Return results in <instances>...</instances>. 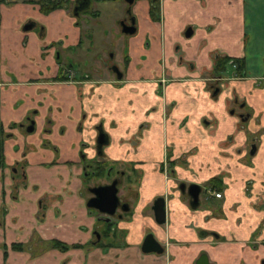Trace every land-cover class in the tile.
<instances>
[{"label":"crops","instance_id":"obj_1","mask_svg":"<svg viewBox=\"0 0 264 264\" xmlns=\"http://www.w3.org/2000/svg\"><path fill=\"white\" fill-rule=\"evenodd\" d=\"M37 1L0 0V264H193L203 252L212 264H264V0H157L158 21L135 0L119 78L84 42L102 3L119 8L117 27L120 0H89L78 16L42 14ZM69 50L65 60L89 59L82 75L59 65L56 52ZM217 56L243 60L241 75L231 61L214 72ZM59 71L69 79L55 80ZM97 129L107 138L102 169L85 177L79 150L90 157ZM106 169L133 195L95 243L87 188ZM215 178L220 198L203 193L196 208L178 191ZM148 233L161 255L140 252Z\"/></svg>","mask_w":264,"mask_h":264},{"label":"water","instance_id":"obj_2","mask_svg":"<svg viewBox=\"0 0 264 264\" xmlns=\"http://www.w3.org/2000/svg\"><path fill=\"white\" fill-rule=\"evenodd\" d=\"M125 4L131 6L134 0H123ZM129 13V11H127ZM121 32L125 35H132L135 33L134 21L131 20L129 25L124 23H120ZM30 29V26H24L22 31H27ZM191 33L190 28H187L184 32L185 37H189ZM120 74L116 73L117 78H119ZM26 133H32L33 131V121L29 122V125L25 129ZM107 143L106 135L102 132L101 129H97V135L95 138V149L97 154L99 155L101 149ZM254 151V147H251L249 154H252ZM112 172V169L106 170V173L103 174L102 178L109 180L107 184H95L91 187L87 188V192L89 197L85 202L86 208L89 209V213H94L99 215L96 218V221L102 224L100 229H96L93 232V236L95 238V243H99L101 241V237L104 235H110L112 232V228L106 230V225L113 222V219H120L121 215L118 213H126L128 211L127 203H120L121 199L119 196L121 187L126 192L125 181L121 178V180H117L116 178L110 180L113 175H119L116 172ZM84 176L86 174L84 173ZM87 177V176H86ZM101 177V176H100ZM122 181L124 182L121 185ZM179 193L184 196L189 203V206L192 208H196L199 205V196L201 194V187L197 184H189L185 186L184 183L178 184ZM125 194V193H124ZM151 210L153 212L154 222L157 225H163L165 222V210H164V199L162 197H157L153 200L151 205ZM108 228V227H107ZM107 232V233H106ZM139 250L143 254H155L160 255L163 252L162 246L155 240L154 236L151 233L146 234L139 246ZM194 264H211L205 253L199 254L196 258Z\"/></svg>","mask_w":264,"mask_h":264},{"label":"rangeland","instance_id":"obj_3","mask_svg":"<svg viewBox=\"0 0 264 264\" xmlns=\"http://www.w3.org/2000/svg\"><path fill=\"white\" fill-rule=\"evenodd\" d=\"M121 4L123 3V0H120ZM98 11L100 13L99 20L92 19V21L89 22L87 25L90 32L88 36H92V41L90 42L88 40V43L86 42L87 38L85 39V44H89L90 46V54H92L93 60H95L98 63V68L103 69V65L101 64L100 58L104 60L105 63L111 64L112 66L121 67L123 61L126 60V49H125V40H127L128 37L133 38V36H136V33L130 36L122 35L118 28L114 25L113 18L114 15L118 14L119 8L116 6V4L113 3H102L97 6ZM23 27V26H22ZM86 36V35H85ZM85 38V37H84ZM80 53V52H79ZM89 54V55H90ZM74 57V56H73ZM76 59V58H75ZM89 59H84L83 54L81 53V58L79 60H71L69 61V64H71L72 73L76 76L82 75L88 70L89 66ZM109 73H111L109 71ZM95 143V142H94ZM94 143L91 145V155L90 157L84 156L85 153H89V151H86L87 149L83 146L80 147L79 155L81 157H84L87 166H90L88 168V171H92L94 167L95 161H99L100 157L96 155ZM103 176V175H102ZM99 177L98 180L94 183L95 184H102L105 182H108L109 180ZM86 177V176H85ZM93 180L96 179L95 177L92 178ZM124 182L122 181L121 185H123ZM93 186V185H92ZM126 190V193H119L121 201H124L128 203L130 201V196L133 195V192L131 191L130 186H127L125 184L124 189ZM123 190V187H121L120 192ZM203 193L200 194V199L203 198ZM99 227L101 225L99 224ZM118 238L116 236L115 238V244H118Z\"/></svg>","mask_w":264,"mask_h":264},{"label":"flooded vegetation","instance_id":"obj_4","mask_svg":"<svg viewBox=\"0 0 264 264\" xmlns=\"http://www.w3.org/2000/svg\"><path fill=\"white\" fill-rule=\"evenodd\" d=\"M40 0H38L37 1V3L39 2ZM41 1H47V0H41ZM50 1H56V2H59V3H61V7H59V8H56V9H54V10H57V9H62V8H64V9H67L68 10V12L71 14V15H73V16H78V14L79 13H81L82 11H84V9L87 7V4H88V2H89V0H50ZM135 1V0H134ZM134 3V2H133ZM123 4H124V14H123V17L120 19V20H118V22H117V28H118V31L122 34V35H125V34H123L122 32H121V28H120V23L122 22V23H124V24H126V25H129L130 24V21L131 20H133L134 21V26H135V20H134V17L132 16V14H131V6L133 5H131V6H128L127 4H125L124 3V1H123ZM39 6V5H38ZM54 10H52V11H54ZM39 11H40V9H39ZM52 11H50V12H52ZM127 11H129V13H127ZM50 12H48V13H50ZM41 13V12H40ZM48 13H46V14H48ZM43 14V13H42ZM30 26V29L32 28V27H34V25H35V22L34 21H28V22H26L24 25H23V27L24 26ZM22 27V28H23ZM21 28V29H22ZM29 29V30H30ZM39 32L40 31H42V26H40V25H38L37 26V28H36ZM28 31V30H27ZM135 31H136V29H135ZM133 35V34H132ZM125 36H130V35H125ZM70 51L71 50H69V52H63L62 54H61V52L59 51H57L56 52V56L58 57V63H59V65H61L60 64V62L62 63L63 62V64H64V67L65 68H70L71 67V64H69V61H71V60H73V59H67V60H65L63 57H65L66 55L65 54H68V56L70 57V55H71V53H70ZM59 55V56H58ZM68 57V58H69ZM100 62H101V64L103 65V69L106 71V72H108L109 73V71L111 72V74H115V76H116V73H118L119 74V72H118V69H117V67L116 66H112L111 64H108V63H105L104 62V60L102 59V57L100 58ZM64 74H62L61 73V76H63ZM67 79H69V76L68 75H64ZM241 118H243V116L241 115L240 116ZM30 122V121H29ZM29 122H28V125H29ZM27 125V126H28ZM14 126H18L17 124L16 125H13V126H11V127H14ZM27 126H25V128H24V131H25V129H26V127ZM26 132V131H25ZM4 136H6V134L4 135ZM94 147H95V143H94ZM95 151H96V149H95ZM96 155L97 156H102V149H101V152H100V154L98 155L97 154V152H96ZM81 157V156H80ZM82 158V164H83V167H84V170H86L85 172V174H86V176H88V174H92V171L90 172H87L88 171V168L90 167V166H87L86 165V163H84V161H85V159H84V157H81ZM101 163L98 161H95V163H94V167H93V169L94 168H99V167H101ZM102 168V167H101ZM107 170V169H106ZM106 170H105V172H104V174L106 173ZM167 171V170H166ZM98 176V175H97ZM101 178V177H100ZM114 178H116L117 180L119 179V180H121V178H122V176L119 174V175H113V177L110 179V180H112V179H114ZM98 180V179H97ZM109 182V181H108ZM108 182H105V183H102V184H107ZM180 184V183H179ZM185 186H187L186 184H185ZM91 187V186H90ZM201 192L202 193H206V196L207 197H210V196H212L213 198H220V196H221V194L216 190V188L215 187H210V186H206L205 188H202L201 187ZM219 194V197H215V194ZM120 203H126V202H124V201H120ZM200 203V202H199ZM199 206V205H198ZM197 206V207H198ZM120 215L122 214V213H120V212H118ZM117 221V219L116 218H114L113 219V222L112 223H110L109 224V227L107 228V226H106V230H108L109 228H113V226L111 225V224H115V222ZM100 225L102 226V224L100 223ZM264 228V219H262V221H261V223L259 224V226H258V231H259V229L260 228ZM212 236H214V235H212ZM103 237H104V235L101 237V240L103 239ZM109 237V235H107L105 238L107 239ZM216 237V236H215ZM114 238V234H112L111 235V239H113ZM163 248V247H162ZM163 251H164V249H163ZM163 253V252H162ZM161 253V254H162ZM204 253V252H203ZM160 254V255H161ZM201 254V253H200ZM199 256V255H198ZM207 256V255H206ZM208 258V257H207ZM196 260V259H195ZM195 260H194V262H195ZM194 262H193V264H194ZM212 264V263H211Z\"/></svg>","mask_w":264,"mask_h":264},{"label":"trees","instance_id":"obj_5","mask_svg":"<svg viewBox=\"0 0 264 264\" xmlns=\"http://www.w3.org/2000/svg\"><path fill=\"white\" fill-rule=\"evenodd\" d=\"M149 2V9H148V13H149V17L152 21H158L159 20V5H158V1L157 0H148ZM39 5V9L40 12L43 14H46L56 8L61 7V3L56 2V1H39L38 2ZM232 62L233 64L236 65V72L238 75H241V72L243 70V60L240 59H230L227 58L225 56H217V58L214 61V67L213 70L214 72H220L222 70H224L225 64L228 62ZM63 79H67L64 75L60 77V71H59V76L55 79V80H63ZM86 163V162H84ZM101 167H99V169L97 168V170L95 171V168L92 170V174H88V176L93 175V176H97L99 172H101ZM219 178H215V179H211L207 186L210 187H215L218 188L219 187ZM107 227H109V224L106 225ZM107 233V232H106ZM14 247V246H13ZM16 249H20V246H15ZM50 247L51 248H55V249H67V246H65L64 244L60 243V242H52L50 243Z\"/></svg>","mask_w":264,"mask_h":264},{"label":"built area","instance_id":"obj_6","mask_svg":"<svg viewBox=\"0 0 264 264\" xmlns=\"http://www.w3.org/2000/svg\"><path fill=\"white\" fill-rule=\"evenodd\" d=\"M215 197H219V194L216 193V194H215Z\"/></svg>","mask_w":264,"mask_h":264}]
</instances>
